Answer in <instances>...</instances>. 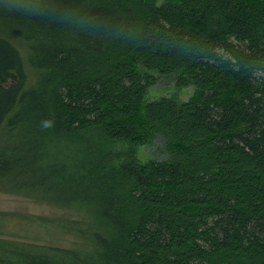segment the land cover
I'll return each instance as SVG.
<instances>
[{
	"label": "trees",
	"instance_id": "obj_1",
	"mask_svg": "<svg viewBox=\"0 0 264 264\" xmlns=\"http://www.w3.org/2000/svg\"><path fill=\"white\" fill-rule=\"evenodd\" d=\"M0 192L74 239L0 264H264V0H0Z\"/></svg>",
	"mask_w": 264,
	"mask_h": 264
},
{
	"label": "rangeland",
	"instance_id": "obj_2",
	"mask_svg": "<svg viewBox=\"0 0 264 264\" xmlns=\"http://www.w3.org/2000/svg\"><path fill=\"white\" fill-rule=\"evenodd\" d=\"M173 92L174 89L172 86H166L164 83H160L157 87L151 90L150 97L156 98L163 95H170ZM192 93V88H186L180 93V96L183 100H187ZM158 145L159 143H152L140 147L138 150V157L140 160L146 162L152 159L161 160L164 158V152L160 150L161 148L159 149ZM0 212L12 216L11 223H15L17 226L12 229L13 232L23 236H26L24 234L28 235L20 238L17 236H5L3 238L62 248L73 247L74 239L72 237L48 229L45 225L39 224L41 222L35 219V217L57 218L61 216H69V211L66 209L57 205L49 204L47 201H38L22 195L0 192ZM74 212L73 214H76ZM70 215H72L71 211Z\"/></svg>",
	"mask_w": 264,
	"mask_h": 264
}]
</instances>
